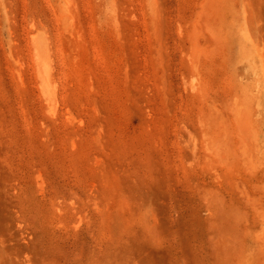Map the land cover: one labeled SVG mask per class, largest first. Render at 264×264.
Masks as SVG:
<instances>
[{
  "label": "rangeland",
  "instance_id": "374dc122",
  "mask_svg": "<svg viewBox=\"0 0 264 264\" xmlns=\"http://www.w3.org/2000/svg\"><path fill=\"white\" fill-rule=\"evenodd\" d=\"M0 264H264V0H0Z\"/></svg>",
  "mask_w": 264,
  "mask_h": 264
}]
</instances>
